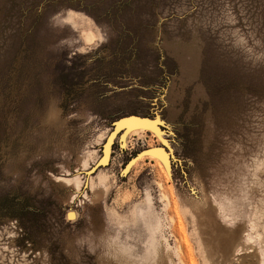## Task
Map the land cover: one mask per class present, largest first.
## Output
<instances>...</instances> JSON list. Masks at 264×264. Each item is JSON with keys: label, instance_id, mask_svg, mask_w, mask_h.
Segmentation results:
<instances>
[{"label": "rangeland", "instance_id": "obj_1", "mask_svg": "<svg viewBox=\"0 0 264 264\" xmlns=\"http://www.w3.org/2000/svg\"><path fill=\"white\" fill-rule=\"evenodd\" d=\"M0 264H264V0H0Z\"/></svg>", "mask_w": 264, "mask_h": 264}, {"label": "water", "instance_id": "obj_2", "mask_svg": "<svg viewBox=\"0 0 264 264\" xmlns=\"http://www.w3.org/2000/svg\"><path fill=\"white\" fill-rule=\"evenodd\" d=\"M157 112H154L152 113L150 116H140V115H136V114H127V115H123V116H120L118 117L117 119L113 120L112 123H111V128L110 130L108 131V135L104 141V143L102 144L101 147L104 148V145L107 143V140L110 136H113L115 134L116 135H121L126 129L132 127V126H146L148 127L149 125L147 124H137V123H129V124H119L120 121H124V120H127L129 117H137L139 118L140 120H144V119H147L149 121H154L156 116H157ZM150 117V118H149ZM161 126H162V123H160V121L158 122V124L155 125V128L158 129V131H162L161 129ZM117 130V132L115 133V131ZM162 148H164L167 152L169 151V146L164 143V142H161V145ZM148 150V149H147ZM101 157L99 158V160L97 161V164L99 163ZM171 159H173V154L170 152L168 155H167V160L168 161H171ZM101 165V163H99L98 165L95 166V168H97V166ZM91 170V169H90ZM89 170V171H90ZM89 171H85V174H88Z\"/></svg>", "mask_w": 264, "mask_h": 264}, {"label": "bare ground", "instance_id": "obj_3", "mask_svg": "<svg viewBox=\"0 0 264 264\" xmlns=\"http://www.w3.org/2000/svg\"><path fill=\"white\" fill-rule=\"evenodd\" d=\"M147 121H149V120H147ZM126 124H129V123H126ZM147 125H149V126L148 127H146V126H132V127L127 129V131H126L124 136H127L128 133L136 131V130L144 131V130H147V129L151 130L154 134H156L158 136L157 128H155V126H153V124H147ZM153 147H155V145H150L149 148H146V149L142 150L141 152H146V151L150 150ZM155 148H158V147H155ZM155 148H153V149H155ZM144 156H148L150 158H153L155 160L156 164L158 165L160 171L164 175V177L168 178V163L166 161V158H165L163 152L155 151V152H149L147 154L141 153L131 163H133V164L137 163L138 160L142 159ZM69 215L72 216L73 214L72 215L69 214Z\"/></svg>", "mask_w": 264, "mask_h": 264}, {"label": "clouds", "instance_id": "obj_4", "mask_svg": "<svg viewBox=\"0 0 264 264\" xmlns=\"http://www.w3.org/2000/svg\"><path fill=\"white\" fill-rule=\"evenodd\" d=\"M54 107V104H51L49 110L45 112L44 119L50 120L52 118V111L51 109ZM77 246H82L87 243V237H78L74 241ZM93 249L89 246L88 251L91 252Z\"/></svg>", "mask_w": 264, "mask_h": 264}, {"label": "snow or ice", "instance_id": "obj_5", "mask_svg": "<svg viewBox=\"0 0 264 264\" xmlns=\"http://www.w3.org/2000/svg\"><path fill=\"white\" fill-rule=\"evenodd\" d=\"M126 123H137V124H153V126H155V121H147V120H140L137 117H129L127 120L124 121H120L119 124L123 125ZM160 123H162V121H160ZM153 151H160L163 152L162 149H153ZM106 162V161H105Z\"/></svg>", "mask_w": 264, "mask_h": 264}]
</instances>
